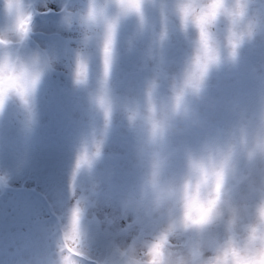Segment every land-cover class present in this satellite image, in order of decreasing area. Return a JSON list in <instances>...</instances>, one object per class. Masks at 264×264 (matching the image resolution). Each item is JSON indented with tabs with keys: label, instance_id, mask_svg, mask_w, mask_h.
<instances>
[{
	"label": "clouds",
	"instance_id": "9594fccd",
	"mask_svg": "<svg viewBox=\"0 0 264 264\" xmlns=\"http://www.w3.org/2000/svg\"><path fill=\"white\" fill-rule=\"evenodd\" d=\"M159 2V0H158ZM256 0H164L160 3L167 36L170 15L190 33V50L173 73L154 74L140 94L120 98L129 125L142 131L143 173L130 201L137 231L115 241L95 264H264V96L251 110H242L224 129L188 138L202 122L190 101L209 71L222 58L264 27V12L254 13ZM146 0H85L77 9L63 8L70 23L80 25L85 42L102 41L103 76L94 93L103 126L75 160L73 187L81 169L101 154L115 101L106 59L113 60L118 26L123 18L145 16ZM22 37L31 30L33 10L26 0H3ZM223 20L222 34L216 25ZM0 32V104L15 94L28 99L51 67L42 54L31 57L7 50ZM110 49V57L106 55ZM77 83L86 82L88 64L81 55L75 65ZM177 137L183 138L176 144ZM84 209L75 202L63 237L62 264H85L82 232Z\"/></svg>",
	"mask_w": 264,
	"mask_h": 264
},
{
	"label": "trees",
	"instance_id": "16d2710c",
	"mask_svg": "<svg viewBox=\"0 0 264 264\" xmlns=\"http://www.w3.org/2000/svg\"><path fill=\"white\" fill-rule=\"evenodd\" d=\"M163 2L164 0H159V2L158 0H146L143 20L135 15H129L122 19L125 33L132 34L124 46L120 44L124 27L119 30L116 37L113 60L108 69L114 101H119L120 98L125 96H132L120 91L119 85L120 87L126 86L127 90L129 89L127 86L128 80L122 78L123 71L130 70L132 76L138 77L137 94H140L147 81L154 74H163L165 69L168 73L177 71L190 50V33L180 28L179 21L174 16L170 15L167 36L162 38L159 35L164 20L160 8V3ZM29 3L33 10L31 30L21 41L8 45L7 50L12 51L17 48L21 51V48L25 45L33 46L47 59L46 52L39 47L38 43L37 45L34 43V37L42 36L35 31V27L38 23L55 14L51 10H38L33 4V0H29ZM70 3L67 5H70ZM2 5L3 1L0 0V7ZM254 5L264 11V0H256L252 8L255 7ZM130 21L132 22L129 23V26L127 23ZM225 26L223 20L219 21L216 25L217 33L222 34ZM144 29L146 31H143ZM133 33L137 34L139 40L132 36ZM57 36L66 43V46L74 54L75 60L81 55L86 58L88 77L86 82L79 84L75 79V71L55 70V67L51 64L48 69L56 77H51L50 83L53 87L55 86V91L50 98H44V106L48 109V115L44 117L47 119L42 120L41 114L29 107V102L19 96L18 99H15L13 95H10L3 105L0 104L1 108L10 112L8 118L15 117L17 119L18 125L13 122V118L8 121L12 126L11 129H13L12 134L17 137L16 144L19 152H15L18 156L16 161L17 163L25 161L22 158L21 150L28 153L26 156L30 165L38 166L43 161L48 160L49 164L44 165L48 167V174L57 177V185L58 182L64 185L62 196L64 203H70L72 195L79 188H85L86 185L93 190L94 194H97L102 191V187H97L99 188L97 190L95 189L96 186L109 184L113 188L120 187L122 193L132 197L138 189L143 173V163L140 156V144L143 134L139 128H133L126 122L128 120L125 114L116 115L117 109L115 106L107 134L104 137V145L110 146L109 149L102 150V154L89 167L80 170L75 179V188L73 187L76 157L86 144L94 140L95 133L103 126L104 122L103 114L94 96L103 76L102 45L95 44L91 51L81 53L70 46V39L63 38L62 35ZM256 37L261 38L256 41ZM146 38H148L147 43ZM151 48L161 51L158 55L161 59L160 62L155 60ZM48 61L47 59L46 62ZM119 64L122 66H119ZM232 88H236L237 94H240V96L245 94L250 97L253 92L259 98L264 96V33L260 36L254 35L252 39L245 41L234 55L222 58L210 69L200 92L190 101L194 116L202 122L203 126L193 128L188 136L189 139L195 141L205 132L219 129L216 126L214 112H219L222 115V117L218 115L216 118L225 119V115L230 118L234 112L227 109V100ZM119 116H122L121 120H119ZM3 134L5 135L0 134V143L8 147L14 146L15 139H13V135ZM182 139L177 137L175 139L176 144L181 143ZM113 144L115 145L111 146ZM8 147L3 148L0 146V150L8 153L10 151ZM130 153H133V158ZM117 181L119 183H116ZM0 187L4 195L10 192L29 191L40 198L49 211L55 231L62 243L60 247L63 252V237L72 206L60 212L54 206L53 196L49 192L43 189L39 190L33 186L31 188L11 187L4 175H0ZM81 197L85 199V194L83 193ZM122 203L127 204L128 201L122 200ZM87 210L88 208L84 210L82 219L87 218ZM2 211L0 209V230L3 231L4 237L0 236V246L3 244L4 250L0 248V264H33V259L28 255H33L34 237L28 232V236L14 232L9 226L6 213ZM37 222L41 223L40 221ZM84 227L91 228V233L102 238L106 245L111 248L119 235V233H114L107 228L103 229L102 220L97 216L88 218L87 222L82 221V229L86 233ZM108 251H110L109 248ZM85 262L95 264L96 260L87 257Z\"/></svg>",
	"mask_w": 264,
	"mask_h": 264
},
{
	"label": "rangeland",
	"instance_id": "374dc122",
	"mask_svg": "<svg viewBox=\"0 0 264 264\" xmlns=\"http://www.w3.org/2000/svg\"><path fill=\"white\" fill-rule=\"evenodd\" d=\"M28 1L29 0H26V2L29 4ZM33 1L36 3V8L40 11H58L64 6L80 9L85 6V0ZM69 2H71L70 5H67ZM254 6L255 7L252 8V11L254 13L264 12L256 7V5ZM131 22L132 21L128 22L127 24L130 26L129 23ZM133 22L135 23V21ZM123 24L124 23L121 20L118 26L117 36L119 30L123 29ZM138 29H140V27H138ZM263 30L264 27L259 28L255 36L262 35L264 33ZM35 31L42 34V36L34 37L36 40L34 41V43L36 45L38 43L41 49L47 53L51 64L55 67V70L74 72L77 62V60H75V57L73 56L74 54L66 46V43L60 40L57 35H62L63 38L70 39V46L75 48L76 50H79V52L81 53L91 51L95 44L102 45V41L94 36L90 37L89 40L85 42L80 25L75 22L70 23L64 14L60 18H49L38 23L35 27ZM136 31L139 32L138 30ZM143 31H146V29H144ZM0 32L5 34V38L8 40V42H18L22 39V36L14 30V18L5 10L3 5L2 7H0ZM122 33L123 37L122 42L120 41V44L124 46V44L127 43V39L131 38L132 33H125V27L122 30ZM45 35L47 37H44ZM132 36L135 39L139 40L137 34L133 33ZM260 38L261 37H256L255 39L256 41H259ZM147 41L148 38H146V43ZM151 49L153 51L155 60H159L160 62L161 59H159L160 56L158 55L161 51L159 52L157 51V49ZM15 51H19V49L14 48L10 52L17 55ZM38 53L41 54L33 46H25L23 49H21L18 55L31 57L34 54ZM162 64L164 63L162 62ZM119 66L122 65L119 64ZM121 75L123 79L125 78L128 80L127 86L129 89L127 90L126 86L120 87L119 85L120 91L128 93L130 95H137L138 77L132 76V72L130 70L123 71ZM52 76L56 75L52 74L49 69L45 71L36 91L31 95L30 98L26 99V101L29 102L28 106L31 107L34 111L41 114L42 120L47 119L44 116L48 115V109H46V106H44V98H50L55 91V86L53 87V85H51L50 83ZM252 94L253 95H251L250 97L245 94H241L240 96V94H237V89L232 88L227 100V109L233 111L234 113L231 114L230 118L228 116L226 117L225 115V119H221L216 118L218 115H220L219 112H214L213 114H215V119L217 122L216 126H218L219 129L227 128L233 123L237 115L242 110H251L252 108H254L260 98L256 93L253 92ZM12 95L15 99L19 98L15 94ZM115 108L117 109L116 115L124 114V112L120 108L118 100H115ZM8 114H10V112H7L6 109L1 108L0 105L1 135H5L3 133H8L7 135H13V129H11L12 126H10L8 122L13 117L11 119L8 118ZM220 117H222V115H220ZM118 118L119 120H121L122 116H119ZM13 119V122L17 121L15 117ZM126 122L129 123L128 121ZM16 125H18L17 122ZM13 137V139H15L14 146L8 147L0 143V146H2L3 148L8 147V149L10 150L8 153L7 151L6 153H4L2 150H0V175L5 176L11 187L15 186L31 188L33 186L38 188L39 190L43 189L49 192L50 195L53 196L54 206L59 209L60 212H63L66 208L73 206L76 201H79L84 210L88 208L87 218L82 219V221L87 222V219L93 216L101 218L103 229L107 228L109 230H112L114 233H119L115 241H126L136 233L137 215L136 211L134 210V206L130 205V201L134 197V194L131 197L126 193H122L120 187L113 188L109 184L96 186L95 189L97 190H99V188L97 187H102V191L94 194L93 190L89 189L86 185L85 188H79L72 195L70 203H64L62 199L64 193V185L59 182L57 185V177L55 175L50 176L48 174V167L44 166L49 164L48 160L43 161L42 164L38 166L30 165L28 162L29 159L27 160L26 156V154L28 153L25 150L23 151L20 149L22 158L25 159V161L23 160V163H17L16 158H18V156L15 154V152H19V149L18 145L16 144L17 137H15L14 135ZM114 145L115 144L111 146ZM109 147L110 146L105 144L103 145V150H108ZM130 156L133 158V153H130ZM116 183H119V181H117ZM83 193L85 194V199L81 197ZM122 200L128 201V203L123 204ZM0 209L3 210V213H6L7 219L9 220L10 224L9 226L14 230V232H16L17 234L19 233V235H21L22 233L24 236H28V233H30L34 237V250L32 251L33 255H28L33 259V264H62V255L60 254L59 247L60 239L55 232V228L49 216L48 210L46 206H44V204L41 202L40 198L29 191H22L20 193L10 192L7 193V195H4L3 190L0 187ZM36 220L40 221L41 223H38ZM84 230L86 231V233H84L82 229L83 242L85 250L88 253L87 257L93 260L105 257L109 253L108 248L111 250V247L107 246L102 238H99L97 237V235L92 234L91 228L84 227ZM0 236L4 237V233L2 230H0ZM0 248L3 249V244H1Z\"/></svg>",
	"mask_w": 264,
	"mask_h": 264
},
{
	"label": "snow or ice",
	"instance_id": "6c2138e0",
	"mask_svg": "<svg viewBox=\"0 0 264 264\" xmlns=\"http://www.w3.org/2000/svg\"><path fill=\"white\" fill-rule=\"evenodd\" d=\"M106 55L110 57V49L106 47ZM106 64L108 67H110V58L106 59Z\"/></svg>",
	"mask_w": 264,
	"mask_h": 264
}]
</instances>
